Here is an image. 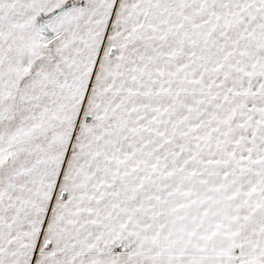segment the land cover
Wrapping results in <instances>:
<instances>
[{
	"label": "snow or ice",
	"instance_id": "obj_1",
	"mask_svg": "<svg viewBox=\"0 0 264 264\" xmlns=\"http://www.w3.org/2000/svg\"><path fill=\"white\" fill-rule=\"evenodd\" d=\"M0 264H264V0H0Z\"/></svg>",
	"mask_w": 264,
	"mask_h": 264
}]
</instances>
